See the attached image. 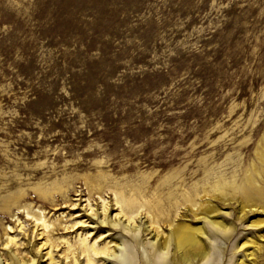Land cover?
Returning <instances> with one entry per match:
<instances>
[{
  "label": "rangeland",
  "instance_id": "rangeland-1",
  "mask_svg": "<svg viewBox=\"0 0 264 264\" xmlns=\"http://www.w3.org/2000/svg\"><path fill=\"white\" fill-rule=\"evenodd\" d=\"M263 134L264 0H0L1 235L8 225L21 238L28 210L67 236L63 224L89 220L78 197L112 204L118 187L151 212L157 201L164 216L204 225L207 264L249 251L264 264ZM252 165L261 196L245 180ZM216 181L233 198L213 197ZM204 188L227 235L183 204ZM241 191L260 208L241 215ZM76 226L120 235L125 257L152 240L95 219ZM250 239L260 248H239Z\"/></svg>",
  "mask_w": 264,
  "mask_h": 264
},
{
  "label": "bare ground",
  "instance_id": "bare-ground-1",
  "mask_svg": "<svg viewBox=\"0 0 264 264\" xmlns=\"http://www.w3.org/2000/svg\"><path fill=\"white\" fill-rule=\"evenodd\" d=\"M257 155L261 161H264V153L262 151H257ZM245 174L246 182H249V184L253 186L256 190V195L261 196L262 191H260L261 188L258 183V178H261L260 170L256 169L252 165L251 169L245 170ZM166 180L167 179L165 178V181ZM104 181L106 180L104 179ZM165 181H162V183ZM225 181L228 182L227 180ZM129 184L127 185L129 186L128 188H135V185L131 184V186ZM220 184L221 183L216 181V183L210 186V190L213 192L212 196L221 200H225L227 198L230 199L229 196L233 198L231 194L229 195L221 189ZM117 188H112V204H109V200H105L102 197L100 199V204L97 207H92L89 203V199H82L81 197H78L76 199L78 203H74L72 205H81L80 209L87 212L86 219L89 220H82L83 218L81 219L79 217L77 219L74 218L70 224H68L69 222L63 224L61 228L64 230L70 229L67 236L60 235L53 237L52 234H54L53 232L56 227L51 219L49 218L50 220H48L44 216L45 214L35 215L26 210L25 215L29 216L31 219L30 221H32V226H30V228L28 227V229L25 227L27 225H23L25 224L22 223L23 221L20 222L19 219L17 220V224L15 226L18 227V230H21V234L23 235L21 238L19 236V232L9 234L13 229H11L12 227L8 225L4 226L2 229L3 235L0 234V264H207L210 249L207 246L208 243L206 244V240L202 239V237H204V225L190 226L187 222H177L175 220L177 213L173 215H171L172 213H169L170 215L166 213L164 216L161 210L162 206L160 207L161 211L157 212L155 210V207H158L157 201H155L156 203H153V211L151 212V207L149 206L150 204L148 205L145 202L136 200L132 198V196L127 195L124 189ZM192 188L195 190L196 187L193 186ZM222 188L224 187L222 186ZM135 189L134 191H130L135 192ZM174 189L176 190L177 187ZM207 189L208 188L202 189L201 193L196 192L193 198L187 197L183 199V204H186V209L191 211L196 218L203 220L204 223L206 222L210 224L216 230H219L223 234L227 235L230 227L226 226L222 220L215 219V217L212 216L217 212V209L212 204L211 200H208V198L204 196L206 194L209 195L208 193L211 192ZM140 191L141 190H139V192ZM164 191L162 192L164 193ZM167 192L169 193L170 190ZM157 193L159 194L160 192ZM135 195L137 194L135 193ZM141 195L140 197H142ZM170 195L171 192L167 196L162 197L163 199L166 197L165 200H167ZM256 195L244 191L240 192L239 203L241 215L245 208L249 211L258 210L260 208L261 205H258ZM138 196L139 195L136 197ZM178 199L179 198L174 201L169 199L168 205H175ZM162 201L164 203V200ZM164 208H166V204ZM169 211L170 210L168 209V212ZM141 214H143L142 216H144L145 221L143 223L136 224V220ZM79 215L80 214H77L76 212L74 216H72V214L70 216L78 217ZM209 215L212 216L211 219ZM92 219H95L98 224H108L111 227H120L126 234H129L131 238H137L139 235L151 233L152 240H145L144 248L140 247L138 251L132 253L131 255H126L125 257L123 256V248L121 247L122 241L119 237L120 235L112 236L113 234L110 235L109 233H103L100 231L92 233L91 228L83 229L82 227L79 228L76 226L88 224V222H91ZM58 221H60V219ZM258 223V221H254L251 225ZM165 228H167V231H165ZM27 243H31V246L34 248V252L31 253L27 250L29 248L28 245V248L26 247L19 251L20 247L26 245ZM248 243L252 244L250 246L254 249H258L261 246V244H258L256 241L250 239L245 240L239 248ZM251 255L252 252L249 251V253L243 255L245 257L244 259L240 258L238 261L236 260V264H254V257ZM246 256L249 259H246Z\"/></svg>",
  "mask_w": 264,
  "mask_h": 264
}]
</instances>
